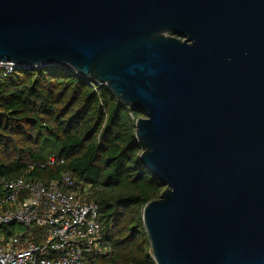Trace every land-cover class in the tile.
Here are the masks:
<instances>
[{
  "label": "water",
  "instance_id": "95a60500",
  "mask_svg": "<svg viewBox=\"0 0 264 264\" xmlns=\"http://www.w3.org/2000/svg\"><path fill=\"white\" fill-rule=\"evenodd\" d=\"M0 61L131 109L156 264H264V0H0Z\"/></svg>",
  "mask_w": 264,
  "mask_h": 264
},
{
  "label": "trees",
  "instance_id": "16d2710c",
  "mask_svg": "<svg viewBox=\"0 0 264 264\" xmlns=\"http://www.w3.org/2000/svg\"><path fill=\"white\" fill-rule=\"evenodd\" d=\"M141 117L68 68H20L0 79V176L48 182L70 171L96 187L102 240L112 252L90 264H156L143 209L165 185L140 163ZM33 163L47 166L30 170ZM5 192L0 185V198Z\"/></svg>",
  "mask_w": 264,
  "mask_h": 264
},
{
  "label": "built area",
  "instance_id": "2783aa9c",
  "mask_svg": "<svg viewBox=\"0 0 264 264\" xmlns=\"http://www.w3.org/2000/svg\"><path fill=\"white\" fill-rule=\"evenodd\" d=\"M15 70L13 62L0 61V79ZM35 166L47 164L29 169ZM0 185L6 191L0 198V264H90L111 254L98 222V189L91 183L79 184L66 171L48 182L0 176Z\"/></svg>",
  "mask_w": 264,
  "mask_h": 264
},
{
  "label": "rangeland",
  "instance_id": "374dc122",
  "mask_svg": "<svg viewBox=\"0 0 264 264\" xmlns=\"http://www.w3.org/2000/svg\"><path fill=\"white\" fill-rule=\"evenodd\" d=\"M16 230L22 229V227H20L18 224L15 226Z\"/></svg>",
  "mask_w": 264,
  "mask_h": 264
}]
</instances>
